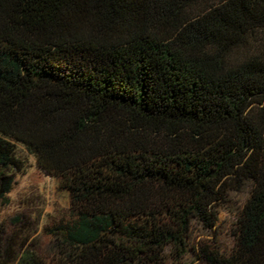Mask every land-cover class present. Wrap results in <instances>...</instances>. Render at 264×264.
Returning <instances> with one entry per match:
<instances>
[{
  "label": "trees",
  "instance_id": "trees-1",
  "mask_svg": "<svg viewBox=\"0 0 264 264\" xmlns=\"http://www.w3.org/2000/svg\"><path fill=\"white\" fill-rule=\"evenodd\" d=\"M18 145L69 195L54 264L182 260L246 189L197 264H264V0H0V206ZM18 239L0 264H46Z\"/></svg>",
  "mask_w": 264,
  "mask_h": 264
},
{
  "label": "rangeland",
  "instance_id": "rangeland-1",
  "mask_svg": "<svg viewBox=\"0 0 264 264\" xmlns=\"http://www.w3.org/2000/svg\"><path fill=\"white\" fill-rule=\"evenodd\" d=\"M17 156L23 163V170L16 174L8 203L0 206V225L10 236L19 238V247L24 245L21 252L30 250L42 262L54 264L56 255L50 231L63 219L69 220V195L59 187L58 179L45 174L36 158L21 145H18ZM249 196V189L231 194L218 214L214 230L194 222L188 254L176 260L167 251L165 264H197L200 246L213 245V242L222 252L230 254L235 244L238 216Z\"/></svg>",
  "mask_w": 264,
  "mask_h": 264
}]
</instances>
